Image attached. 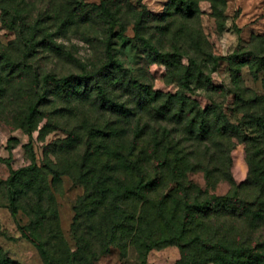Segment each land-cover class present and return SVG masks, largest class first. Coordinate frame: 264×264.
<instances>
[{
    "label": "rangeland",
    "instance_id": "obj_1",
    "mask_svg": "<svg viewBox=\"0 0 264 264\" xmlns=\"http://www.w3.org/2000/svg\"><path fill=\"white\" fill-rule=\"evenodd\" d=\"M111 20L115 65L100 72ZM122 29L138 37L125 40ZM179 95L185 114L193 100L218 104L234 136L191 139L181 131L190 117L177 123ZM262 97L264 0H0V264H45L20 227L53 264H264V171L248 157L264 154ZM222 141L230 173L210 182L203 168L217 166L194 154ZM132 147L183 152L198 165L179 186L171 163L157 191L140 183L137 195L118 198L114 175L122 190L142 176L133 181L125 159L113 165L110 156ZM92 182L95 198L85 201ZM156 234L176 239L146 254Z\"/></svg>",
    "mask_w": 264,
    "mask_h": 264
},
{
    "label": "trees",
    "instance_id": "obj_2",
    "mask_svg": "<svg viewBox=\"0 0 264 264\" xmlns=\"http://www.w3.org/2000/svg\"><path fill=\"white\" fill-rule=\"evenodd\" d=\"M99 7L101 9L104 10L105 13H107V15H111L110 11L108 9L105 8L104 4H100ZM146 11V6H143V10L142 13L138 19V22L136 24V32L137 34L139 33L140 27L142 25L143 22V17H144V13ZM239 13V12H238ZM117 26V22L115 20H111V24H110V37L107 41L106 44V55H107V62L100 67L99 71L100 72H104L106 71L109 67H112L115 65V58H114V54H113V43H112V37L115 35V28ZM120 37L125 39V40H130V39H135L138 37V35H136L135 37H129L127 36L123 29L120 32ZM236 54H233L232 58L236 57ZM45 83H48L49 81H54L55 83L61 84V83H65L68 81V78L64 77V78H55L51 75H46L44 78ZM99 92L102 95L103 99H106L113 108H115L116 110L120 111L121 113L125 114V115H130L131 111L130 109H128L126 106L121 105L111 99H108L105 91L103 90L102 87L99 86ZM178 101L177 103H179V106L181 107L179 111H176V118L178 120V124H182L184 122V117L185 116H189L190 117V125L188 127H184L183 129H181V131L185 134L191 133L190 137L191 139L193 138L194 141H198V142H205L207 140H212V138H215V135H220V136H228V139L232 138L234 136V134L230 133L228 134V127L225 126V123L228 121V115L224 113L223 109L218 105L215 104L214 107H210L207 109H203L198 102H196L195 100H193V107L191 109V112L186 113V110H184V105H183V101L186 100L185 97L181 95H179L178 97ZM192 101V100H191ZM261 106H262V112L263 115L257 117V119L259 121H261L258 126H257V133H262L264 134V97L260 98V100L257 101ZM38 105L39 103H35L34 105L31 106L30 108V112L28 115V124L29 126L31 125L32 119L35 115L36 110L38 109ZM185 111V113H184ZM233 133V132H232ZM224 144V142H221V145H217V148H214V150L211 151V149H213L212 147L209 148V151H202V152H198L195 153L194 156L197 157L201 154L208 156V159L210 160V165H215L217 166V169H209L207 167H204L203 170L206 174V176L208 177V181H212V179L214 178V176L216 175V173L218 174V180H222V179H226L229 176V168H228V164L230 159L228 158V154L225 153L224 149H220V147H222ZM225 145V144H224ZM134 146V145H133ZM208 146V144H207ZM133 150H131V152L127 155L126 158L120 156V154H114L112 153L110 156V162L111 164H117V162L119 161V163L125 159L128 170L130 171L129 173L131 174V176L133 177V181H135V176H142L140 181L137 182V184H135L134 186H130L127 190H122L124 181L123 179L118 175H114V178L116 179V183H117V187H119L118 191V198H122V197H131L134 194L137 195V189H138V185H140V183L142 184V188L143 190L145 189V187L147 189L151 191H157L159 185L161 184V180L164 179V171L163 168L165 166H168L169 164H175L174 168L170 169L171 172H175L176 175V179L178 181V186L180 184H183L186 180H187V176L189 175L190 172H192L194 170V168L198 165V162L194 163L192 161V158L185 153H181L176 151V155H172L168 152L166 153H160L157 151H151V152H137V148L132 147ZM122 157V158H121ZM249 160L250 163L252 164V167L254 166V170L255 172H257V169H261V172L264 171V154L261 155H249ZM33 159L35 161L36 159V154L35 152H33ZM218 161H221L223 163V165H226V168H224ZM228 163V164H227ZM209 164V163H208ZM219 166V168H218ZM199 167V166H198ZM259 167H263V168H259ZM30 168H21L17 171L13 172V175L11 177V181H13V178L15 176H18L20 174H23L27 171H29ZM143 171V173H141ZM94 183H88L86 184V193L81 197L83 198V200L85 201H90L92 198H95V191H94ZM110 186V185H109ZM9 194H10V201L12 203V214L14 215V217L17 216L18 213V208H17V204H16V198L14 197V194L12 192V190H9ZM135 198V197H132ZM183 203L186 204V201H184ZM189 208V206L186 204L185 207V212H184V216L187 217L188 213H187V209ZM21 231H22V235L24 237H26L31 243H33L37 249L39 250V253L41 254L44 263L45 264H53L52 259H51V255L49 253V251L45 248V246L43 245V243L38 242L37 240L33 239L24 229L23 227H20ZM155 235V234H154ZM176 239V235L173 236H169V237H160V236H154L151 238L150 243L148 244L147 248H146V254L149 253L152 249L158 247L159 245L163 244V243H167V242H172L175 241ZM256 257H252V259L247 263V264H262L261 261L256 263L255 260Z\"/></svg>",
    "mask_w": 264,
    "mask_h": 264
}]
</instances>
